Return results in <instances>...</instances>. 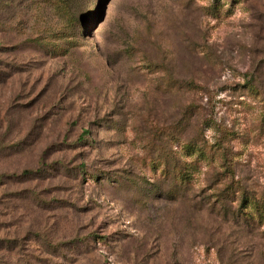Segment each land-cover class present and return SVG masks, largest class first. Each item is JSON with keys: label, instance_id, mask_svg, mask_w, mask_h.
Instances as JSON below:
<instances>
[{"label": "rangeland", "instance_id": "374dc122", "mask_svg": "<svg viewBox=\"0 0 264 264\" xmlns=\"http://www.w3.org/2000/svg\"><path fill=\"white\" fill-rule=\"evenodd\" d=\"M57 2L0 0V264H264V0Z\"/></svg>", "mask_w": 264, "mask_h": 264}, {"label": "trees", "instance_id": "16d2710c", "mask_svg": "<svg viewBox=\"0 0 264 264\" xmlns=\"http://www.w3.org/2000/svg\"><path fill=\"white\" fill-rule=\"evenodd\" d=\"M56 5H57V8L64 13V15H67V16L71 17L70 21H73L74 23H79L80 22V19H79L80 17H76L72 13V9H77L80 6L79 3H75L73 5V4H70V0H58ZM54 35H57V34H54ZM55 37H58L59 38V39L57 38L58 40H62L63 39V37H60V36H55ZM242 198H243V202L244 203L247 202V201H250L246 194H243Z\"/></svg>", "mask_w": 264, "mask_h": 264}]
</instances>
